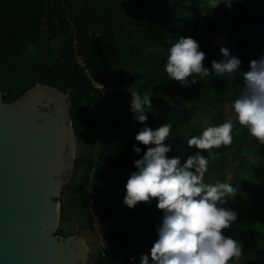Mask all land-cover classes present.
<instances>
[{"label": "trees", "instance_id": "1", "mask_svg": "<svg viewBox=\"0 0 264 264\" xmlns=\"http://www.w3.org/2000/svg\"><path fill=\"white\" fill-rule=\"evenodd\" d=\"M222 31L227 46L212 35ZM181 37L199 42L209 70L212 60L223 59L222 46L241 60L240 69L234 77H197L195 84L189 77L187 86L168 80L167 50ZM75 51L100 88L93 87ZM262 53L264 0H233L231 8L221 3L213 10L207 0H0L3 100L12 101L37 83L53 85L69 93L74 137L92 131L88 151L74 157L71 177L62 186L66 199L59 222L67 204L97 233L99 246L90 252L94 264H140L141 254L149 255L151 264L164 214L156 199L133 208L123 203L127 180L137 171L134 161L146 151L135 135L171 123L167 157L183 165L197 151L188 140L229 119L240 135L234 129L230 146L213 149L220 155L210 162L205 183L227 182L238 191L221 205L239 214L223 234L241 242L244 256L229 264H264V145L241 128L232 108L244 87L242 73ZM132 90L150 95L143 124L130 108ZM134 146L141 148L139 154ZM60 232L58 227L55 233Z\"/></svg>", "mask_w": 264, "mask_h": 264}, {"label": "clouds", "instance_id": "2", "mask_svg": "<svg viewBox=\"0 0 264 264\" xmlns=\"http://www.w3.org/2000/svg\"><path fill=\"white\" fill-rule=\"evenodd\" d=\"M221 3L231 8L233 0H209V7L213 10ZM220 53L223 59L212 60L209 70L204 66L206 54L200 50L199 42L181 37L167 50L164 72L168 80L182 86L189 85V77L191 84L197 82V77L203 80L213 74L234 77L241 60L227 47L222 46ZM242 75L244 87L232 105L235 119L259 145H264V53L251 60L249 70ZM130 93L134 119L143 124L147 121L146 110L152 107L150 95L135 90ZM234 129L236 124L231 119L206 126L188 140V145L197 151L183 165L179 158L167 157L171 147L165 141L171 134V123L155 130L144 127L135 135L146 151L134 161L137 171L127 180L123 203L133 208L156 199L157 209L164 214L157 228L158 239L150 250L151 264H229L243 258L241 242L223 234L238 221L237 211L221 206L228 197L236 196L237 188L227 182L205 183L210 162L220 155L213 149L230 146ZM235 135H240L239 129ZM133 151L139 154L141 148L134 146ZM130 259L134 261L135 257ZM140 264H149V255L141 254Z\"/></svg>", "mask_w": 264, "mask_h": 264}, {"label": "water", "instance_id": "3", "mask_svg": "<svg viewBox=\"0 0 264 264\" xmlns=\"http://www.w3.org/2000/svg\"><path fill=\"white\" fill-rule=\"evenodd\" d=\"M69 106L49 84L9 102L0 90V264H87L79 235L55 233L75 157Z\"/></svg>", "mask_w": 264, "mask_h": 264}, {"label": "rangeland", "instance_id": "4", "mask_svg": "<svg viewBox=\"0 0 264 264\" xmlns=\"http://www.w3.org/2000/svg\"><path fill=\"white\" fill-rule=\"evenodd\" d=\"M207 2H209V0H207ZM212 35L215 36V39L219 38L220 43L222 45H226V46L228 45L229 40L226 37V32L222 31V32H219L217 34H212ZM103 111H104V107L100 106V113H103ZM103 127H104L103 125H100L99 127L96 128L97 133L99 135L102 133ZM91 133L92 131H90L88 136L80 138V139L74 137V155L75 156L80 155L82 153H86L88 151L89 145L92 139ZM59 197L58 199L60 203H61V199L64 201L66 199V195L62 192L59 195ZM58 227L61 231L60 234L58 235L66 236L68 234H77L81 237V239L83 240L84 244L87 247L86 263L94 264L92 260H90V257H91L90 252L93 253V251L99 246L97 233L87 229V227L85 226L84 218L81 216V214L77 211L75 207L65 204L64 218L62 219V221L58 223L57 228Z\"/></svg>", "mask_w": 264, "mask_h": 264}, {"label": "built area", "instance_id": "5", "mask_svg": "<svg viewBox=\"0 0 264 264\" xmlns=\"http://www.w3.org/2000/svg\"><path fill=\"white\" fill-rule=\"evenodd\" d=\"M75 57H76L78 63L83 67V71H84V73L86 74V76L89 77V79H90V81H91L93 87H94V88H100V87L102 86L101 83L98 82V81L93 77V75L91 74V70H90L89 66H87V65L85 64V61H84V59H83V55H82L80 52L75 51Z\"/></svg>", "mask_w": 264, "mask_h": 264}]
</instances>
